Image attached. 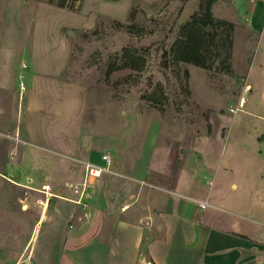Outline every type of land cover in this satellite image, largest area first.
<instances>
[{
    "label": "rangeland",
    "instance_id": "obj_1",
    "mask_svg": "<svg viewBox=\"0 0 264 264\" xmlns=\"http://www.w3.org/2000/svg\"><path fill=\"white\" fill-rule=\"evenodd\" d=\"M197 8L198 0H0V88L19 102L18 115L6 116L22 128L0 146L13 171L0 169V264H96L65 252L79 248L99 200L110 211L104 181L127 175L110 162L122 165L126 149L148 158L157 140L155 164L172 151L175 176L182 153L195 151L209 166L202 184L224 208L243 202L250 224L262 221L264 0L215 5L214 17L234 26L218 30L209 69L173 54ZM88 165L103 170L99 180H89Z\"/></svg>",
    "mask_w": 264,
    "mask_h": 264
},
{
    "label": "crops",
    "instance_id": "obj_2",
    "mask_svg": "<svg viewBox=\"0 0 264 264\" xmlns=\"http://www.w3.org/2000/svg\"><path fill=\"white\" fill-rule=\"evenodd\" d=\"M18 105L11 89L0 88V146L9 132L18 136L22 132L13 120ZM8 114L13 117L7 118ZM157 146L158 140L148 158L145 151L136 157L126 149L125 161L118 160L122 165L110 162L127 173L110 172L114 176L104 181L112 200L110 211L104 212L105 202L99 200L97 211H89L90 221L85 219L89 225L79 248L70 247L65 253L96 264H264V213H257L262 221L251 220L256 222L251 225L247 204L234 202L232 209L224 208L228 206L220 193L202 184L200 174L209 166L201 155L182 153L181 166L173 176L172 151L162 158L165 166L153 162ZM2 155L0 147V169L13 173L9 156ZM125 205L130 208L121 212ZM84 217L89 218L87 210ZM65 238L72 241L69 235Z\"/></svg>",
    "mask_w": 264,
    "mask_h": 264
},
{
    "label": "trees",
    "instance_id": "obj_3",
    "mask_svg": "<svg viewBox=\"0 0 264 264\" xmlns=\"http://www.w3.org/2000/svg\"><path fill=\"white\" fill-rule=\"evenodd\" d=\"M219 0H198L197 11L191 16L188 26L185 28L184 36L173 46L174 58L183 63L203 69H209L206 61L210 49H219L218 30L228 27L231 30L234 24L216 19L213 15V6ZM230 35L227 34V39ZM230 43V42H229ZM207 45V46H206ZM218 53L216 54V57ZM229 59V56H227ZM228 67L226 66V70ZM181 166V161L178 168Z\"/></svg>",
    "mask_w": 264,
    "mask_h": 264
},
{
    "label": "built area",
    "instance_id": "obj_4",
    "mask_svg": "<svg viewBox=\"0 0 264 264\" xmlns=\"http://www.w3.org/2000/svg\"><path fill=\"white\" fill-rule=\"evenodd\" d=\"M102 160L104 162H107L109 163L110 162V159L108 156H104L102 158ZM87 172H89V180L90 178L94 177V178H99L101 176V173L103 170L99 169V170H95L91 165H88L87 168H86ZM97 172L98 175H97ZM88 175L87 177L84 179V182L83 183H80L78 186L75 187L76 191L79 189V187H81L83 189L82 192H85V189L87 187V184H88ZM47 188L49 187H46V186H43V190L44 192L47 191ZM202 208H205V205H201ZM130 208V205H125L124 207L121 208V212H125L126 210H128Z\"/></svg>",
    "mask_w": 264,
    "mask_h": 264
},
{
    "label": "water",
    "instance_id": "obj_5",
    "mask_svg": "<svg viewBox=\"0 0 264 264\" xmlns=\"http://www.w3.org/2000/svg\"><path fill=\"white\" fill-rule=\"evenodd\" d=\"M88 138L85 137L84 140H83V147H86L88 145Z\"/></svg>",
    "mask_w": 264,
    "mask_h": 264
},
{
    "label": "flooded vegetation",
    "instance_id": "obj_6",
    "mask_svg": "<svg viewBox=\"0 0 264 264\" xmlns=\"http://www.w3.org/2000/svg\"><path fill=\"white\" fill-rule=\"evenodd\" d=\"M42 194H45V192H42Z\"/></svg>",
    "mask_w": 264,
    "mask_h": 264
},
{
    "label": "bare ground",
    "instance_id": "obj_7",
    "mask_svg": "<svg viewBox=\"0 0 264 264\" xmlns=\"http://www.w3.org/2000/svg\"><path fill=\"white\" fill-rule=\"evenodd\" d=\"M99 172H97V175H98Z\"/></svg>",
    "mask_w": 264,
    "mask_h": 264
}]
</instances>
